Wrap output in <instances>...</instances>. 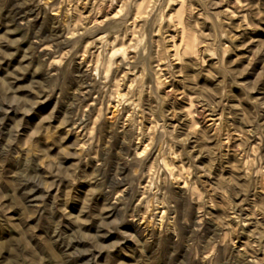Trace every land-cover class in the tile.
<instances>
[{"label": "rangeland", "instance_id": "374dc122", "mask_svg": "<svg viewBox=\"0 0 264 264\" xmlns=\"http://www.w3.org/2000/svg\"><path fill=\"white\" fill-rule=\"evenodd\" d=\"M0 249L264 264V0H0Z\"/></svg>", "mask_w": 264, "mask_h": 264}, {"label": "clouds", "instance_id": "9594fccd", "mask_svg": "<svg viewBox=\"0 0 264 264\" xmlns=\"http://www.w3.org/2000/svg\"><path fill=\"white\" fill-rule=\"evenodd\" d=\"M34 135H35V133H34ZM3 251V249H0V252H2ZM18 255V257H19V259L22 261L23 259H24V257H23V255L22 254H17Z\"/></svg>", "mask_w": 264, "mask_h": 264}]
</instances>
